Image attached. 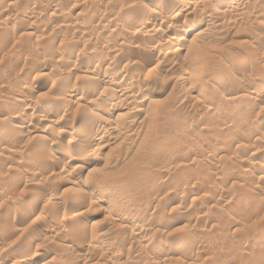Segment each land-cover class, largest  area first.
I'll list each match as a JSON object with an SVG mask.
<instances>
[{
    "label": "rangeland",
    "instance_id": "obj_1",
    "mask_svg": "<svg viewBox=\"0 0 264 264\" xmlns=\"http://www.w3.org/2000/svg\"><path fill=\"white\" fill-rule=\"evenodd\" d=\"M181 1L0 0V264H264V0Z\"/></svg>",
    "mask_w": 264,
    "mask_h": 264
},
{
    "label": "bare ground",
    "instance_id": "obj_2",
    "mask_svg": "<svg viewBox=\"0 0 264 264\" xmlns=\"http://www.w3.org/2000/svg\"><path fill=\"white\" fill-rule=\"evenodd\" d=\"M178 1V0H177ZM181 1V0H180ZM182 2V1H181ZM204 3H205V1H203ZM185 3H186V1H185ZM181 4V3H180ZM182 5V4H181ZM186 5V4H185ZM159 7H161L160 5H158ZM182 8H184L183 10H185V9H187L188 8V6H183ZM160 10H163L162 8H160ZM167 10V9H166ZM141 11V10H140ZM165 11V10H164ZM163 11V12H164ZM134 12V11H133ZM140 13V12H139ZM172 13V12H171ZM127 14V13H126ZM131 15L132 13L131 12H129L127 15ZM138 14V13H137ZM166 15H167V13H165ZM170 13L168 12V16L170 17V15H169ZM134 15V14H133ZM133 15H131V16H133ZM168 19V18H167ZM166 19V20H167ZM170 21V20H169ZM166 25V24H165ZM199 26V25H198ZM152 29V28H151ZM158 29V28H157ZM155 30V29H154ZM150 31V30H149ZM153 31V30H152ZM148 33V32H147ZM121 38V37H120ZM228 83V82H227ZM223 84L225 87H227V85H229V84ZM234 84V83H233ZM232 86V85H231ZM227 88H229V87H227ZM263 90V89H262ZM133 91V90H132ZM263 92V91H262ZM133 94H134V92H133ZM113 99H115V98H113ZM51 115V114H50ZM54 115V114H53ZM116 130H118V129H116ZM120 130V129H119ZM113 132H116L115 130H113ZM118 132V131H117ZM91 135V134H90ZM93 139V138H92ZM101 140V139H100ZM239 140V139H238ZM93 141V140H92ZM233 143V142H232ZM217 153V152H216ZM54 157V156H53ZM56 159V158H55ZM56 160H58V159H56ZM54 161V160H53ZM51 162V161H50ZM42 197V196H41ZM36 200H41V198H38V199H36ZM46 200V199H45ZM101 202V201H100ZM35 203H37L36 201H35ZM40 204V203H39ZM26 214V213H25ZM28 214V213H27ZM32 214V213H31ZM67 214V213H66ZM69 214V213H68ZM26 216V215H25ZM28 216V215H27ZM136 217V216H135ZM134 218V217H133Z\"/></svg>",
    "mask_w": 264,
    "mask_h": 264
}]
</instances>
